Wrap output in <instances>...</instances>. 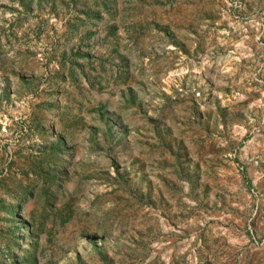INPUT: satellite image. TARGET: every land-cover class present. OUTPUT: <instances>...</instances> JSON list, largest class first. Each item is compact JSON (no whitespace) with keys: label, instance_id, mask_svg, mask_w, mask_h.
Listing matches in <instances>:
<instances>
[{"label":"rangeland","instance_id":"rangeland-1","mask_svg":"<svg viewBox=\"0 0 264 264\" xmlns=\"http://www.w3.org/2000/svg\"><path fill=\"white\" fill-rule=\"evenodd\" d=\"M0 264H264V0H0Z\"/></svg>","mask_w":264,"mask_h":264}]
</instances>
